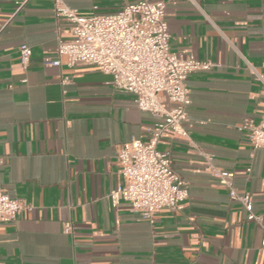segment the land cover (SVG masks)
Here are the masks:
<instances>
[{
  "label": "crops",
  "instance_id": "obj_1",
  "mask_svg": "<svg viewBox=\"0 0 264 264\" xmlns=\"http://www.w3.org/2000/svg\"><path fill=\"white\" fill-rule=\"evenodd\" d=\"M17 1L0 0V184L30 209L0 223V264H264L263 226L211 170L233 173L264 224V147L239 129L264 115V84L251 68L264 77V0H163L172 51L212 66L186 76L187 137L157 145L188 199L151 222L110 193L123 182L118 147L146 140L158 117L96 65L68 67L64 56L45 65L67 33L52 0ZM135 1L64 0L83 15ZM22 43L32 49L26 67Z\"/></svg>",
  "mask_w": 264,
  "mask_h": 264
},
{
  "label": "built area",
  "instance_id": "obj_2",
  "mask_svg": "<svg viewBox=\"0 0 264 264\" xmlns=\"http://www.w3.org/2000/svg\"><path fill=\"white\" fill-rule=\"evenodd\" d=\"M28 0H18V7ZM58 28L67 36L58 38L54 55H45L43 63L50 66L93 64L111 75V84L118 90L131 93L134 104L158 117L149 129L146 140L133 138L117 149L116 159L122 184L111 191L114 204L121 198L127 201L142 219L153 220L161 208L180 210L188 199L186 182L172 169L166 151L157 148L164 135L184 139V127L190 103L186 76L194 71L209 69L210 60H199L177 55L170 47V33L163 0H137L126 2L113 13L79 14L64 0H52ZM32 49L27 43L19 46V59L23 67L29 62ZM264 84V77L252 67ZM239 129L255 148L264 147V115L242 121ZM219 185L228 190L231 200L239 201L246 210L247 219L258 221L264 229L260 215L253 211L252 197L234 187L231 171L212 168ZM23 209H30L19 199L11 198L0 184V223H13ZM64 231H71L65 223ZM264 247V235L261 240Z\"/></svg>",
  "mask_w": 264,
  "mask_h": 264
}]
</instances>
